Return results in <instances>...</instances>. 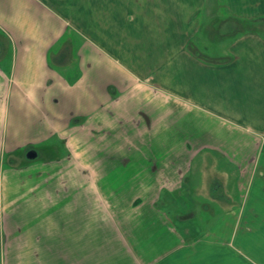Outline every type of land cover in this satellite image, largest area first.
Here are the masks:
<instances>
[{
    "label": "crops",
    "instance_id": "crops-1",
    "mask_svg": "<svg viewBox=\"0 0 264 264\" xmlns=\"http://www.w3.org/2000/svg\"><path fill=\"white\" fill-rule=\"evenodd\" d=\"M208 3L0 0V264H264V31L207 58ZM185 187L194 240L161 204Z\"/></svg>",
    "mask_w": 264,
    "mask_h": 264
},
{
    "label": "rangeland",
    "instance_id": "rangeland-1",
    "mask_svg": "<svg viewBox=\"0 0 264 264\" xmlns=\"http://www.w3.org/2000/svg\"><path fill=\"white\" fill-rule=\"evenodd\" d=\"M219 1L220 0H208L209 3L205 7V10H203V15H197L192 20L193 26L197 27L198 22L201 23V26L199 27L200 36L194 42L197 44H191L193 46L192 48L194 50L199 49V41L201 40L207 48V58L212 60H221L226 57L228 45L230 44L231 39L235 36L234 32H236L239 28L240 31L245 32L249 29L260 30L261 32L264 31V19H259L254 22L249 20L234 21L230 18H226L227 15L225 14V8H223V5ZM215 14L216 16L222 14L224 18H215ZM96 141V150L99 154L105 152L107 156H109L110 153H113L116 150L103 147L102 144L105 142L103 141L101 135L96 136ZM38 148L41 149V147ZM25 150L26 149H22L21 151ZM54 150L56 151H54L55 154L53 153V155H51L52 157L49 158L56 157V154L65 156L68 152L66 146H62L60 148L58 147V149L56 148ZM196 183V181L192 180V184ZM183 190V193H178L176 196L169 198L168 202L166 200L165 202H161V204L165 206L168 205L169 209H176L175 211L178 213V215H176L177 227L179 230L186 233L188 238L187 240H194L198 236L202 235L205 230L207 220L210 221L212 218L205 214L207 209L206 202H202L197 198H194L191 194H188L187 187ZM103 262L104 260L101 261V263Z\"/></svg>",
    "mask_w": 264,
    "mask_h": 264
},
{
    "label": "water",
    "instance_id": "water-1",
    "mask_svg": "<svg viewBox=\"0 0 264 264\" xmlns=\"http://www.w3.org/2000/svg\"><path fill=\"white\" fill-rule=\"evenodd\" d=\"M27 156L30 159H34V158L37 157V152L35 150H31V151L28 152Z\"/></svg>",
    "mask_w": 264,
    "mask_h": 264
}]
</instances>
